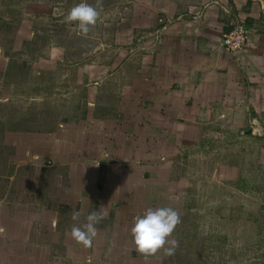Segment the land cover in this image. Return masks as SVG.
I'll return each mask as SVG.
<instances>
[{"label":"crops","instance_id":"1","mask_svg":"<svg viewBox=\"0 0 264 264\" xmlns=\"http://www.w3.org/2000/svg\"><path fill=\"white\" fill-rule=\"evenodd\" d=\"M81 2L100 13L87 35L64 22ZM255 122L264 0H0V264H146L131 228L174 206L184 150ZM102 206L86 248L71 229Z\"/></svg>","mask_w":264,"mask_h":264},{"label":"rangeland","instance_id":"2","mask_svg":"<svg viewBox=\"0 0 264 264\" xmlns=\"http://www.w3.org/2000/svg\"><path fill=\"white\" fill-rule=\"evenodd\" d=\"M219 125L184 150L171 194L181 222L171 264H264V134L244 138ZM260 164V165H259Z\"/></svg>","mask_w":264,"mask_h":264},{"label":"clouds","instance_id":"3","mask_svg":"<svg viewBox=\"0 0 264 264\" xmlns=\"http://www.w3.org/2000/svg\"><path fill=\"white\" fill-rule=\"evenodd\" d=\"M100 13L96 7L81 2L72 7L64 18V22L75 24L79 34L87 35L97 23ZM79 212L73 213L72 219L78 220ZM107 216V207H101L99 212L90 213L87 222L81 227L73 226L71 237L77 243L86 248L92 246V241L97 235L96 224ZM181 222L179 213L170 207L149 208L145 214L135 217L134 226L131 228V236L136 251L144 257L146 264L149 257H156L158 253L162 257H172L179 246L178 241L169 239L175 228ZM0 232L3 229L0 228ZM167 245V247H166Z\"/></svg>","mask_w":264,"mask_h":264},{"label":"built area","instance_id":"4","mask_svg":"<svg viewBox=\"0 0 264 264\" xmlns=\"http://www.w3.org/2000/svg\"><path fill=\"white\" fill-rule=\"evenodd\" d=\"M249 41V32L244 24L235 25L234 29L223 35L222 43L231 51L243 49Z\"/></svg>","mask_w":264,"mask_h":264},{"label":"water","instance_id":"5","mask_svg":"<svg viewBox=\"0 0 264 264\" xmlns=\"http://www.w3.org/2000/svg\"><path fill=\"white\" fill-rule=\"evenodd\" d=\"M263 134L264 131L257 122H255L253 126H251V128L245 132V135L262 136Z\"/></svg>","mask_w":264,"mask_h":264}]
</instances>
